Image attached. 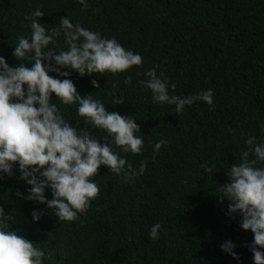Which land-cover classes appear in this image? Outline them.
I'll list each match as a JSON object with an SVG mask.
<instances>
[{
  "label": "trees",
  "instance_id": "1",
  "mask_svg": "<svg viewBox=\"0 0 264 264\" xmlns=\"http://www.w3.org/2000/svg\"><path fill=\"white\" fill-rule=\"evenodd\" d=\"M87 4L0 0V55L10 66L18 63L12 46L18 34L30 35L24 16L37 7L44 13L37 19L46 29L68 16L138 52L142 64L125 72L91 77L71 72L69 79L79 94L91 93L108 111L133 115L141 130L136 134L144 141L141 152H120L112 146L137 170L144 161L143 175L126 180L101 165L92 177L99 194L77 220L59 221L47 210L35 222L31 211L45 206L16 197L17 190L23 193L29 186L15 175L5 178L0 180V206L15 218L10 227L45 251L43 264H238L220 250L225 239L236 243L239 264H252L247 248L252 233L239 228L238 217L226 216L228 202H219L217 194L218 184L228 179L224 171L239 163L245 139L249 135L261 139L264 0H87ZM55 39V48H66L62 34ZM149 68L175 83L171 94L211 89L214 106L197 100L176 113L174 105L153 103L150 91L137 83L146 79ZM126 76L130 83H124ZM112 94L122 95L124 103L112 104ZM51 102L73 127L111 143L103 130L76 115L75 104ZM161 138L168 143L154 152L153 144ZM204 162L212 165L213 173H204L200 167ZM45 195L51 198L47 190ZM157 222L163 230L157 239H149L150 226Z\"/></svg>",
  "mask_w": 264,
  "mask_h": 264
},
{
  "label": "clouds",
  "instance_id": "2",
  "mask_svg": "<svg viewBox=\"0 0 264 264\" xmlns=\"http://www.w3.org/2000/svg\"><path fill=\"white\" fill-rule=\"evenodd\" d=\"M88 7L87 0H76ZM96 10L93 9V12ZM44 13L39 7L25 14L30 35H17L11 55L18 63L10 66L0 55V180L16 176L27 186L14 195L22 200L43 204L31 211L32 221H38L47 210H52L59 221H74L97 198L99 187L92 179L101 165L118 177L131 180L143 175L144 161L139 169L133 168L120 152L139 154L143 139L139 125L132 114L121 115L108 111L100 99L90 94L81 95L69 79L71 72L80 76L97 73H121L142 64L141 55L125 49L115 36L103 37L100 32L73 23L68 16L60 17L58 26L45 28L40 19ZM63 35L66 48H55L56 37ZM50 44L53 47H48ZM55 49V50H54ZM23 61V62H21ZM55 73L56 76L49 75ZM146 79L137 81L150 91L153 103L174 105L180 113L186 105L200 100L213 105L212 90L193 95L178 96L170 93L174 82L154 68L145 71ZM126 76L124 83H130ZM90 83L99 88L96 79ZM54 94V98H53ZM76 105V115L85 124L103 130L99 139L84 128L73 127L61 114L56 103ZM124 103V97L112 94V104ZM261 139L249 135L247 146L240 152L239 163L229 166L224 174L227 182L218 184V200L227 201L226 216L239 218V228L250 230L252 240L247 244L252 264H264V122L259 125ZM164 138L153 144V151L167 145ZM204 173H213L212 165L201 163ZM51 198H47L45 191ZM15 218L0 206V264H43L46 253L35 246L19 231L12 230ZM162 225L150 226L149 239L158 238ZM220 250L235 259L240 257L231 239L219 245Z\"/></svg>",
  "mask_w": 264,
  "mask_h": 264
}]
</instances>
